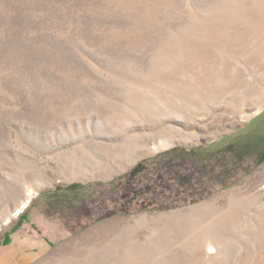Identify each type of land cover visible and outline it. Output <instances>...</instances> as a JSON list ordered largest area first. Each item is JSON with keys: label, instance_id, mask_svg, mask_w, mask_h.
Here are the masks:
<instances>
[{"label": "rangeland", "instance_id": "rangeland-1", "mask_svg": "<svg viewBox=\"0 0 264 264\" xmlns=\"http://www.w3.org/2000/svg\"><path fill=\"white\" fill-rule=\"evenodd\" d=\"M0 264H264V0H0Z\"/></svg>", "mask_w": 264, "mask_h": 264}, {"label": "trees", "instance_id": "trees-1", "mask_svg": "<svg viewBox=\"0 0 264 264\" xmlns=\"http://www.w3.org/2000/svg\"><path fill=\"white\" fill-rule=\"evenodd\" d=\"M172 164H173V163H172ZM168 169L172 171V168H171L170 166L168 167ZM137 173H138V172H135L133 177H135V176L137 175ZM133 192H134V194L136 193V196H138V195H137V191H136L135 188L133 189ZM156 192H157V190H154V192H153L152 194L154 195V194H156ZM130 193H131V190H130L127 194L130 195ZM126 198H128V196H126ZM126 198H123V199H126ZM157 201H159V200L156 199V203H157ZM151 202H152V201H151Z\"/></svg>", "mask_w": 264, "mask_h": 264}]
</instances>
